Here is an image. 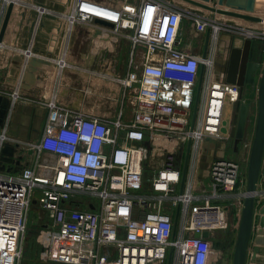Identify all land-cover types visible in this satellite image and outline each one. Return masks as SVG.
<instances>
[{
    "label": "built area",
    "instance_id": "built-area-1",
    "mask_svg": "<svg viewBox=\"0 0 264 264\" xmlns=\"http://www.w3.org/2000/svg\"><path fill=\"white\" fill-rule=\"evenodd\" d=\"M9 2L0 0V28ZM216 14L182 0L74 1L62 16L68 27L101 19L113 24L100 26L103 33L130 42L127 72L119 82L134 92L132 117L126 120L123 111L88 116L53 98L39 100L46 112L43 130L27 143L11 134L5 120L0 158L6 144H19L17 150L26 146L31 157L20 170L7 168L9 163L0 168V264H21L36 202L51 222L47 262L167 264L170 258L171 264H213L222 259L215 243L221 231H238L253 139L235 150L233 137L227 146L235 110L229 118L226 111L240 101L241 87L219 77L215 55L222 34L264 41V28ZM185 21L199 34L210 30L206 58L184 48ZM0 94L25 99L6 90ZM208 138L223 142L205 147ZM255 200L256 217L264 204V158Z\"/></svg>",
    "mask_w": 264,
    "mask_h": 264
},
{
    "label": "crops",
    "instance_id": "crops-1",
    "mask_svg": "<svg viewBox=\"0 0 264 264\" xmlns=\"http://www.w3.org/2000/svg\"><path fill=\"white\" fill-rule=\"evenodd\" d=\"M66 1L68 2V0ZM73 1L75 0H72L66 7L65 12L71 8ZM38 2L48 6L50 0H19L15 4L12 19L0 51V92L6 90L11 94L17 93L25 99L43 100L44 98H53L62 106L83 112L88 116L114 117L120 111H123L124 118L126 120L130 119L133 112L129 101L130 95L126 94L125 96V89L119 82V77L127 72L128 55L131 49L130 42L115 34H105L101 31V28L93 29V27L84 24H77L70 28L65 23L61 12L55 13L58 16L57 20L44 19V28L41 31V37L39 36L41 39L37 42L49 51L55 52L56 49L59 50L57 59L53 60V64L50 66L45 64L39 66L33 78H31L30 73L28 74L27 71L23 70L18 76L19 69H17V73L10 74V69L14 65L9 62V59L14 55L21 54L19 46L28 42L29 30L26 32L24 28L30 27L31 17L27 14L25 18H22L20 13L23 10L29 13ZM224 17L241 21L229 16ZM19 22H22V24L19 25ZM258 24L255 23L253 26L259 27ZM46 27L53 28L51 33L46 34ZM57 29L60 30L57 31ZM207 32L199 34L189 24L188 38L184 40V48L202 55ZM45 34L49 40L48 43L44 41ZM225 36V34H222L217 44L215 63L219 77L221 76L220 78L228 80V78L235 76L230 73L231 59L236 53V49L241 48L243 41L234 36L227 35L228 37L226 38ZM194 43H198V50L196 51ZM257 44L256 50L254 51L253 49L250 53V59L253 61H256L258 57L256 53L262 51L263 43L258 42ZM263 60L264 58L261 57L258 62H263ZM22 66L24 68V65ZM260 72L261 66L255 74L257 83L251 86L246 84L248 86H245L248 90L255 91L256 94L258 93V74ZM38 76H41V78H38ZM114 85L118 86V90H113ZM257 97L254 98L252 92L245 96L243 92V100L248 102L250 106L248 116L251 106L257 105ZM10 98L12 99V97ZM13 102H15V107L6 118L11 134L26 143L36 140L37 138L29 139L27 131L30 122H32L33 127H40L39 136L41 135L46 115L44 108L20 99L13 100ZM233 112L234 107H228L226 111L227 117L232 116ZM20 131L23 132V136ZM17 162L6 167L20 170L27 165L25 159L20 160L19 163ZM260 218V214L255 217L252 244L257 235ZM250 263L249 260L248 264Z\"/></svg>",
    "mask_w": 264,
    "mask_h": 264
},
{
    "label": "water",
    "instance_id": "water-1",
    "mask_svg": "<svg viewBox=\"0 0 264 264\" xmlns=\"http://www.w3.org/2000/svg\"><path fill=\"white\" fill-rule=\"evenodd\" d=\"M19 0H10L8 3L4 18L0 28V51L2 48V44L5 38V34L9 27V24L12 19L13 10L15 8V4ZM69 4L72 0H69ZM196 7L208 10L212 13H222L225 15H231L235 17H241L245 20L252 21H264V18L261 15H264V0H182ZM54 11L51 12L50 10ZM63 8H54L51 5H45L42 2L36 3L33 10H30L29 13H26L23 10L20 13L22 18H25L27 14L30 15L31 23L30 27H25L24 31L28 34V42L26 44L19 46L21 50V54L12 56L9 59L14 67L10 69V74L17 73V69H19L18 76L21 71H27L30 73L31 78L33 75L35 77V72L37 68L41 65L50 66L53 64V60L57 59V53L59 50L49 51L46 47H43L37 43L41 38L42 29L44 28V19H53L57 20L58 16L55 14L56 12H60ZM96 23L113 27V24L101 20L96 19ZM22 22H19L21 25ZM52 27H46V34L51 33ZM60 29H57L59 31ZM44 35L45 43H48L47 35ZM40 36V37H39ZM210 44V30H208L205 38L204 50H203V58L207 57L208 48ZM41 46V47H40ZM253 50V41L251 39H246L243 41L240 49H236L238 52L239 62L236 63L234 68V57L231 59L230 65V73L233 72L235 76L233 78H228V82L236 83L241 87V99L235 105V114L233 115V126L231 129V137L226 141L227 146L231 145L233 137H235V150H237V144L240 139L244 135L245 130V122L249 112V103L243 100V92L246 84H254L256 82L255 74L258 71V68L261 66L262 62H252L250 60V53ZM24 65V68L23 66ZM203 72H204V64L201 67V75L198 84V90L195 100V106L193 111V123L195 121V117L197 114V107L199 102V94L203 80ZM24 73V72H23ZM17 76V78H18ZM41 78V76H38ZM33 80V79H32ZM15 107V102L7 96L0 94V126L4 124V121L8 117L9 113ZM228 121L224 120L223 124L225 125L222 128L223 132H227ZM36 133L35 136L31 137V139L38 138L40 134V127L34 128ZM219 142L211 138H208L204 146L208 147L209 143H213L216 146H219ZM11 144H6L2 149V156L0 158V168H5V163L13 164L15 162L19 163V160L16 161V152L17 147ZM190 145L191 141L188 142L185 164L182 174V188L186 178L188 159L190 153ZM19 157V156H18ZM264 158V64L261 72V77L258 84V109H257V119L256 126L254 130V137L252 142L251 153L249 157L248 169H247V181H246V195L243 202V208L241 211V217L239 221L235 248L233 253L232 264H248L250 260V264H264V204L259 210V214L261 215L259 226L257 228V235L252 244L253 238V230H254V222H255V207H256V191L258 188V181L260 177L261 166ZM205 161V153L202 157V162ZM204 167V166H203ZM18 169H14L17 171ZM35 202V201H34ZM93 208V206H91ZM178 220V213L176 216L175 222V230ZM201 235L200 232L197 233V236ZM202 235L207 237L209 233L207 231L203 232ZM215 245L219 249H223L221 242L216 241ZM261 255V256H260ZM171 264V259L169 258L168 263ZM213 264H229L227 258H222L220 261L215 262Z\"/></svg>",
    "mask_w": 264,
    "mask_h": 264
},
{
    "label": "rangeland",
    "instance_id": "rangeland-1",
    "mask_svg": "<svg viewBox=\"0 0 264 264\" xmlns=\"http://www.w3.org/2000/svg\"><path fill=\"white\" fill-rule=\"evenodd\" d=\"M69 2H70L69 0H68V2L66 0H50V2H48V3H49V5L53 6L54 8H63V10H61V11L59 10L63 15V14H65L66 7L69 5ZM73 3H74V1H73ZM214 14H216V13H214ZM3 18H4V15H3ZM218 18H224V19H228V20H231L234 22H242V21H236V20L230 19V18H225V17H218ZM184 23H185V25H184V38L185 39L184 40H186L188 38V33H189V24L187 21H185ZM84 25L91 26V27H93V29H98L100 27V25L96 22H90V23L84 24ZM226 37H228V36L226 35L225 38ZM236 38H238V37H236ZM242 41H244V40H242ZM252 41H253L254 51L256 50L255 43L256 44L258 42L263 43L262 51H261L262 53L257 51L258 53H256V54L258 57L261 56L264 58V41L262 39H253ZM242 44H243V42H242ZM194 49H195V51L198 50V43H194ZM130 53H131V49H130ZM130 53H129V55L127 54L129 57H130ZM239 56H238V52L234 53V56H233L234 57V67L236 66V63L239 62V58H240ZM118 61L120 62V60H118ZM261 66H262V64H261ZM87 84H90V83H87ZM249 85L251 86L252 84H249ZM86 86H89V85H86ZM247 86L248 85H246V87ZM246 87L244 89L245 96L248 95L249 92H252L254 98H256L258 96V93L256 94L255 91H250L251 89L248 90ZM113 90L114 91L118 90V86L114 85ZM10 92H11V90H10ZM124 92H125V96H126V94L127 95L129 94V91H124ZM129 95L131 98V95H134V92L132 91L131 94H129ZM45 99H50V98H44L43 100H45ZM257 99H258V97H257ZM24 100L38 105L37 102L41 99L34 100V98H31V99L26 98ZM257 109H258V100H257V105H254L253 107L251 106V111H250V114L248 116L249 119L247 122H245L244 135L240 139V141H239L240 143L238 142L239 144H241L242 142L247 141V140L249 141V139H253L254 130H255V126H256V119H257ZM32 131H34V128H33L32 122H30L29 127H28V131H27L29 139L32 136L36 135L35 133L32 134ZM22 133L23 132L20 131V134L23 136ZM17 151L19 154V157H18L19 160H23L25 158H30V152L31 151H29L26 148V146L19 148ZM238 154L239 153L233 154V156L238 157ZM245 186H246V184H245ZM257 221H258V217H257ZM50 223L51 222H50V217H49L48 212L46 210H44L43 208H41V206L37 202L33 203L31 206L30 212H29L27 229H26L25 236H24V245H23V254H22L21 264H59V263L47 262L45 259V250H46V244L48 242L47 239H48V234H49ZM225 233L227 234V236L229 235L228 238H229L230 242H232L231 246L225 250V253H226L225 258H227V260L229 261V264H232L237 233L234 234L231 231H221L219 233V235L217 236V238L223 239V235Z\"/></svg>",
    "mask_w": 264,
    "mask_h": 264
},
{
    "label": "flooded vegetation",
    "instance_id": "flooded-vegetation-1",
    "mask_svg": "<svg viewBox=\"0 0 264 264\" xmlns=\"http://www.w3.org/2000/svg\"><path fill=\"white\" fill-rule=\"evenodd\" d=\"M258 45L255 43V47H257ZM203 50H204V47L202 48ZM202 50V51H203ZM199 51H201V49H199ZM261 59V56H259V57H257L256 58V61H253V60H251L252 62H258L259 60ZM248 116H247V118H246V122L248 121ZM33 128H38V127H33ZM33 132V131H32ZM34 133H35V131H34ZM36 134V133H35ZM226 234V233H225ZM223 235V239H220V238H217V241H220L221 242V245H222V247H223V254H222V258H224L225 257V250L227 249V248H229L230 246H231V243L232 242H230V240H229V235L227 236V234L226 235Z\"/></svg>",
    "mask_w": 264,
    "mask_h": 264
},
{
    "label": "bare ground",
    "instance_id": "bare-ground-1",
    "mask_svg": "<svg viewBox=\"0 0 264 264\" xmlns=\"http://www.w3.org/2000/svg\"><path fill=\"white\" fill-rule=\"evenodd\" d=\"M217 15H220V16H229V17H232V18H235V19H239V20H241L242 22H246V23H248L249 25H252L253 26V24H255V23H259L258 25H259V27H264V21H252V20H244L243 18H241V17H235V16H231V15H225V14H222V13H217ZM263 18H264V15H261ZM235 68V67H234ZM231 74H233V72L231 73Z\"/></svg>",
    "mask_w": 264,
    "mask_h": 264
}]
</instances>
